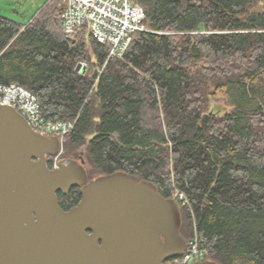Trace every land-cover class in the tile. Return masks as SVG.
<instances>
[{
	"label": "trees",
	"instance_id": "1",
	"mask_svg": "<svg viewBox=\"0 0 264 264\" xmlns=\"http://www.w3.org/2000/svg\"><path fill=\"white\" fill-rule=\"evenodd\" d=\"M131 1L148 30L123 59L86 28L68 37L61 0L26 25L0 16V80L36 95L46 120L74 122L63 154L85 145L89 179L124 171L166 198L178 187L180 235L196 233L206 259L264 264V0ZM210 95L230 111L209 110ZM57 197L68 210L80 188Z\"/></svg>",
	"mask_w": 264,
	"mask_h": 264
},
{
	"label": "water",
	"instance_id": "2",
	"mask_svg": "<svg viewBox=\"0 0 264 264\" xmlns=\"http://www.w3.org/2000/svg\"><path fill=\"white\" fill-rule=\"evenodd\" d=\"M59 149L58 136L35 132L15 108L0 106V264H163L182 254L175 199L124 171L89 179L82 157L50 168ZM71 187L81 199L64 210L57 192Z\"/></svg>",
	"mask_w": 264,
	"mask_h": 264
},
{
	"label": "built area",
	"instance_id": "3",
	"mask_svg": "<svg viewBox=\"0 0 264 264\" xmlns=\"http://www.w3.org/2000/svg\"><path fill=\"white\" fill-rule=\"evenodd\" d=\"M62 27L68 37L86 28L101 44L109 46L108 59H123L132 34L147 31L144 25V10L131 0H61ZM0 106L15 108L30 127L44 136L56 135L60 139V149L51 157L48 166L56 167L63 151L61 142L73 128L72 121L46 120L41 113V104L36 95L15 82L0 80ZM171 198L183 206H189L186 194L173 187ZM207 249L200 247L196 233L186 241V249L181 255L168 258L163 264H193L206 259Z\"/></svg>",
	"mask_w": 264,
	"mask_h": 264
},
{
	"label": "rangeland",
	"instance_id": "4",
	"mask_svg": "<svg viewBox=\"0 0 264 264\" xmlns=\"http://www.w3.org/2000/svg\"><path fill=\"white\" fill-rule=\"evenodd\" d=\"M48 0H0V16L6 17L8 19L14 20L20 24L26 25L32 17L36 14V12L47 2ZM263 4L260 3L256 6V8L261 9L260 7ZM58 6H60V2L58 3ZM255 8V9H256ZM254 10V9H253ZM77 34H75L71 38H75ZM87 65L84 62L80 63V69L78 71L83 70V68H86ZM230 106L227 105L223 100L221 99H214L210 95V104H209V110H212L215 114L222 115L225 112L230 111ZM61 145L63 147L64 151V140L61 142ZM62 154L63 157H79V155L85 160V164L87 169L90 168V165L88 164V154L86 151V146L81 145L77 148H68L66 150V153ZM60 156V157H61ZM51 159V158H50ZM48 160V163L50 161ZM170 170L172 172V165L170 164ZM173 174V173H172ZM92 176L95 174H91ZM178 188V187H176ZM179 189V188H178ZM183 206V205H182ZM187 222V220H186ZM183 234L186 235L187 232L183 229Z\"/></svg>",
	"mask_w": 264,
	"mask_h": 264
},
{
	"label": "flooded vegetation",
	"instance_id": "5",
	"mask_svg": "<svg viewBox=\"0 0 264 264\" xmlns=\"http://www.w3.org/2000/svg\"><path fill=\"white\" fill-rule=\"evenodd\" d=\"M79 157H81V156L79 155ZM79 157H78V158H77V157H75V158H74V157H72V158H74V159H79ZM62 158H65V157H62ZM48 160H49V159H48ZM48 160H47V161H48Z\"/></svg>",
	"mask_w": 264,
	"mask_h": 264
},
{
	"label": "bare ground",
	"instance_id": "6",
	"mask_svg": "<svg viewBox=\"0 0 264 264\" xmlns=\"http://www.w3.org/2000/svg\"><path fill=\"white\" fill-rule=\"evenodd\" d=\"M107 58H108V55H107Z\"/></svg>",
	"mask_w": 264,
	"mask_h": 264
}]
</instances>
